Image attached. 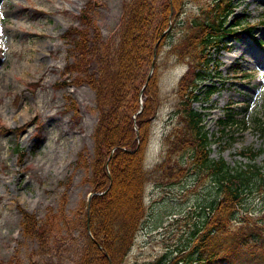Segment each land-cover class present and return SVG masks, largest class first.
<instances>
[{
  "label": "rangeland",
  "instance_id": "obj_1",
  "mask_svg": "<svg viewBox=\"0 0 264 264\" xmlns=\"http://www.w3.org/2000/svg\"><path fill=\"white\" fill-rule=\"evenodd\" d=\"M131 1L0 0V261L79 264L89 232L83 201L105 190L92 191L90 182L98 116L95 91L87 83H71L64 74L71 56L61 36L78 23L76 16L86 7L102 37L117 40L123 7ZM202 1L188 0L185 12L171 18L159 59L179 37V20L195 13ZM233 1L234 14L254 25L252 35L232 38L213 53L219 59V73L212 77L217 89L192 105L204 112L210 156L241 165L248 159L240 150L264 145L256 127V117L264 123V0ZM185 68L184 62L159 68L161 100L150 117L144 157L148 168L164 152L163 137L176 118L171 114L174 88ZM229 112L232 118L226 120ZM182 156L188 166L185 176L170 180L157 172L147 181L145 214L125 264L174 255V248L188 239L190 225L215 198L214 182L206 175L197 178ZM262 158L259 154L254 160L260 163ZM122 179L118 181L126 191L137 185L131 173ZM263 203L262 191L253 190L242 208L257 214ZM22 209L48 225L44 240L21 233Z\"/></svg>",
  "mask_w": 264,
  "mask_h": 264
},
{
  "label": "trees",
  "instance_id": "obj_2",
  "mask_svg": "<svg viewBox=\"0 0 264 264\" xmlns=\"http://www.w3.org/2000/svg\"><path fill=\"white\" fill-rule=\"evenodd\" d=\"M187 1L132 0L123 7L114 41L102 37L84 7L76 16L78 23L61 36L71 56L64 74L71 83L84 82L95 91L98 116L90 182L92 191L105 190L83 201L89 232L79 264H125L145 214L147 181L157 172L170 180L185 176L188 166L182 155H186L197 178L206 175L214 182L215 198L190 225L188 239L174 248V255H160L143 264H264V203L257 214L242 208L251 191H262L264 197V145L240 150L239 154L248 159L241 165H230L222 156L211 157L209 136L202 122L204 112L192 105L217 89L212 77L219 73V59L213 53L227 47L232 38L239 39L243 33L252 35L254 25L234 14L233 0H204L195 13L179 20V37L168 44L159 59L171 30V18L185 12ZM260 22L264 23V18ZM180 62L186 68L174 88L176 101L171 114L175 122L163 137L161 159L151 169L145 166L144 157L150 117L161 100L159 68ZM230 71L235 70L231 67ZM138 96H143L140 103ZM230 118L231 112L226 120ZM256 127L264 137V123L258 117ZM22 153L18 150L20 156ZM259 154L263 155L260 163L254 160ZM130 173L137 185L126 191L118 180ZM124 201L132 204V209L125 207ZM47 226L33 212L22 209L24 236L42 241ZM0 264L22 263L8 260Z\"/></svg>",
  "mask_w": 264,
  "mask_h": 264
},
{
  "label": "water",
  "instance_id": "obj_3",
  "mask_svg": "<svg viewBox=\"0 0 264 264\" xmlns=\"http://www.w3.org/2000/svg\"><path fill=\"white\" fill-rule=\"evenodd\" d=\"M153 63H154V61L151 62L150 71H149L148 74H147V78L150 76V73H151V70H152V67H153ZM144 84H145V83H144ZM143 86H144V85H143ZM140 109H141V107L137 110V112H139ZM86 227H87V229H88V231H89V225H88V223H87Z\"/></svg>",
  "mask_w": 264,
  "mask_h": 264
},
{
  "label": "snow or ice",
  "instance_id": "obj_4",
  "mask_svg": "<svg viewBox=\"0 0 264 264\" xmlns=\"http://www.w3.org/2000/svg\"><path fill=\"white\" fill-rule=\"evenodd\" d=\"M262 76H264V73H262Z\"/></svg>",
  "mask_w": 264,
  "mask_h": 264
}]
</instances>
